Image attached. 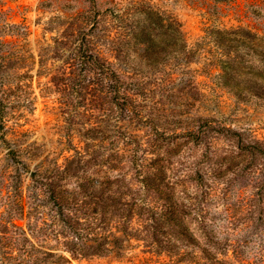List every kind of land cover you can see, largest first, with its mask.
Segmentation results:
<instances>
[{
	"label": "rangeland",
	"instance_id": "obj_1",
	"mask_svg": "<svg viewBox=\"0 0 264 264\" xmlns=\"http://www.w3.org/2000/svg\"><path fill=\"white\" fill-rule=\"evenodd\" d=\"M140 19L176 35L144 97ZM151 155L197 246L171 256L111 229L100 254V178L129 200ZM205 231L264 264V0H0V264H188Z\"/></svg>",
	"mask_w": 264,
	"mask_h": 264
},
{
	"label": "trees",
	"instance_id": "obj_2",
	"mask_svg": "<svg viewBox=\"0 0 264 264\" xmlns=\"http://www.w3.org/2000/svg\"><path fill=\"white\" fill-rule=\"evenodd\" d=\"M143 11L145 19L149 22L160 23L162 21V17L151 8ZM137 24V27L132 29V38L138 46L135 48H141L137 52L140 67L134 69L131 76H133V83L136 84L138 93H142L144 97L147 94L145 84L147 79L154 77L155 74H161L163 71L162 63L166 54L160 53V50L176 43V35L173 32L171 34L165 28L163 36H159L161 32H157L155 37H152L150 27L147 28L144 19H140ZM166 24L169 26V23H165L163 26L165 27ZM119 40L123 41V38ZM183 52L185 54V51ZM115 57L119 59L121 54L116 53ZM110 76L114 80L120 81V84L123 83L114 70L101 61L100 78L104 80L109 79ZM103 139L100 135V144ZM149 159L148 167L139 163L141 168L146 167L144 172L140 171L137 166V173L140 172L143 175L138 180L137 194L129 200L124 199L125 192L120 190L121 185L116 182V186L113 187L112 182L118 181L117 177L112 180L100 178V254L107 251L106 237L111 229L121 230L127 237L141 239L146 246L159 251L162 249L171 256L184 255L188 251L185 249L180 253L181 246L184 244L197 246V241L183 223L181 214L184 203L172 191L164 189L168 185L164 164L157 161L158 158L155 155L154 157L149 156ZM105 161L100 157V165ZM111 165L115 166L113 163ZM149 191L156 194L155 202L151 198H146ZM157 202L159 204H156ZM132 218L135 222L133 225L130 221ZM137 223L139 225H136ZM80 229V227H75L71 237L67 238L72 239L74 233H80ZM204 234L207 236L208 245H199L198 255L193 261H188V264H235L228 258L227 243L216 232L205 231ZM72 250L82 254L86 252L85 249L79 247H74ZM175 261L178 262L179 258H176Z\"/></svg>",
	"mask_w": 264,
	"mask_h": 264
},
{
	"label": "bare ground",
	"instance_id": "obj_3",
	"mask_svg": "<svg viewBox=\"0 0 264 264\" xmlns=\"http://www.w3.org/2000/svg\"><path fill=\"white\" fill-rule=\"evenodd\" d=\"M36 113H37V114H40V109H39V107H38Z\"/></svg>",
	"mask_w": 264,
	"mask_h": 264
}]
</instances>
